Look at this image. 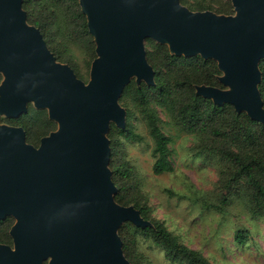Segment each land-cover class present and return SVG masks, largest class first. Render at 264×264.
<instances>
[{"label":"water","instance_id":"95a60500","mask_svg":"<svg viewBox=\"0 0 264 264\" xmlns=\"http://www.w3.org/2000/svg\"><path fill=\"white\" fill-rule=\"evenodd\" d=\"M229 1L235 17L191 13L177 0H79L96 55L83 84L26 25L19 0H0V115L15 118L34 101L57 125L37 148L25 144L20 128L0 127V220H15L0 264H129L116 228L147 222L113 203L102 134L109 123L124 127L117 100L131 78L152 85L146 38L176 56L214 60L230 91L200 87L196 94L264 125L256 90L264 0Z\"/></svg>","mask_w":264,"mask_h":264},{"label":"trees","instance_id":"16d2710c","mask_svg":"<svg viewBox=\"0 0 264 264\" xmlns=\"http://www.w3.org/2000/svg\"><path fill=\"white\" fill-rule=\"evenodd\" d=\"M177 1L181 6L187 5L192 12L208 9L219 16L234 15L229 0H213L210 7ZM19 2L26 25L38 31L55 62L67 66L83 83L85 75L80 72L79 58L73 56L71 49L83 56L85 74L96 55L95 43L88 32L79 0ZM143 47L144 59L152 72V85L134 78L129 80L117 100L124 111V127L109 123L105 138L109 150L106 169L115 188L111 199L117 206L132 207L147 226L138 228L125 222L116 228L115 233L122 255L129 264H139L140 257L135 251L137 238L158 248L169 264H211L151 216L150 208L141 202L136 173L123 158L119 138L131 142L142 140L131 123L137 117L152 142V174L171 173V140L162 131L158 117L159 112L163 113L170 126L196 140L194 155L215 172L216 182L209 192L214 201L202 199L201 206L223 213L232 203H239L248 213L264 222V125L249 119L244 112L236 113L229 104L217 105L196 94L200 87L219 91L226 88L221 82L223 73L214 60L202 59L198 55H173L165 44L149 38L143 41ZM257 71L256 90L264 109V57L258 61ZM1 81L0 75V84ZM1 125L20 128L25 144L34 148L57 129L56 123L48 118L47 111L37 109L31 103H27L25 112L15 118L0 115ZM14 223L11 216L0 220V246L12 248L9 231ZM246 238V232L241 230L233 234V241L238 246L244 245Z\"/></svg>","mask_w":264,"mask_h":264},{"label":"rangeland","instance_id":"374dc122","mask_svg":"<svg viewBox=\"0 0 264 264\" xmlns=\"http://www.w3.org/2000/svg\"><path fill=\"white\" fill-rule=\"evenodd\" d=\"M183 1L189 5L199 3L204 7H210L213 2V0ZM182 7L188 10L187 5ZM204 12L211 13L208 9ZM233 16H236L235 12ZM71 50L73 56L79 58V69L85 75L86 80L83 83L86 84L89 81L90 69L85 74L83 56L74 48ZM1 77L3 81V76ZM133 78L137 81L135 77ZM224 91H230V88L226 86ZM31 104L34 105L35 102L31 101ZM158 117L162 131L171 140L169 144L172 152L171 173L157 176L152 174L150 155L152 142L137 117L131 123L134 132L139 134L142 140L131 142L119 138L123 158L136 173L137 188L142 196L141 202L150 208L151 216L162 222L185 246L200 252L211 264H264L262 219L248 213L239 203H232L223 213L203 208L200 204L202 199L214 201L209 192L213 190V184L216 182L215 172L194 155L196 140L170 126L163 113L159 112ZM237 230L244 231L247 235L242 246L233 241V234ZM135 251L140 257L139 264H169L164 260L162 252L147 240L137 238ZM49 260L48 258L45 264H48Z\"/></svg>","mask_w":264,"mask_h":264}]
</instances>
